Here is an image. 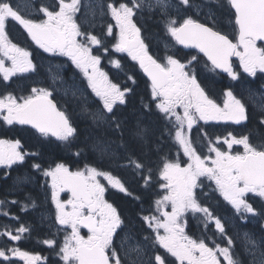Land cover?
I'll list each match as a JSON object with an SVG mask.
<instances>
[{
    "label": "snow or ice",
    "instance_id": "obj_1",
    "mask_svg": "<svg viewBox=\"0 0 264 264\" xmlns=\"http://www.w3.org/2000/svg\"><path fill=\"white\" fill-rule=\"evenodd\" d=\"M57 3L58 10L41 6L39 12L43 14V18L36 21L21 15L13 7L11 0H0V76L7 82L17 74L35 71L30 52L9 39L6 25L11 20L19 24L43 52L67 57L83 73L88 87L102 104V110L98 109L92 114L93 120L98 122V126L107 124L111 128L115 124L119 130L121 122L106 114H112L117 105L126 103L125 95L130 89L122 90L100 69L101 58L92 54L90 46H101L102 41L91 32L82 31L75 19L81 8V0H57ZM227 4L235 12V43L227 35L191 17L178 22L171 16L170 9L179 11L180 5L188 7L190 0H179L178 4H172L170 0H155V3L151 0H131L130 4L122 2L118 7L112 2L107 3L108 13L118 29L113 51L127 53L139 64L151 82V96L156 101L155 107L170 122L171 118H175L174 139L187 157L184 166L178 160L164 162L159 179L163 181L160 187L165 192L155 201L159 216L142 217L155 233L154 243L174 257L177 264H240L232 251L234 241L226 237L225 226L221 220L208 207L198 202L196 189L200 186L201 178H206L215 184L216 190L237 214L256 216V209L246 197L252 194L264 200V146L253 145L248 135L237 137L229 133L223 140L227 151L210 142V155L202 157L185 133V125L188 130L192 129L197 120L205 123L226 121L240 125L249 119L246 105L232 91L225 92L223 107L206 95L194 71L190 73L188 70L189 65L198 59L197 55H192L187 64L172 55L165 57L166 63L154 59L141 39L140 29L134 23L133 17L138 9L145 6L150 11L159 9L161 15L168 17L165 28L177 44L203 54L211 63V70L219 69L232 80L238 78L231 62L233 56L239 59L240 67L249 76H255L257 72L264 73V48L257 47V41H264V0H227ZM107 34H113V25H108ZM104 51L107 52V49ZM5 61L10 62V66H6ZM111 63L117 68L120 67L117 60H112ZM52 94L47 88L34 87L31 95L19 100L11 94L0 97V120L9 126L28 125L41 136L51 135L59 141H68L74 136L76 129L65 112L58 110L56 103L50 99ZM249 99L257 106L251 95ZM178 109L183 110V115ZM258 110L264 113V104L259 105ZM259 122L264 124V114L260 116ZM144 132V129L138 127L136 135L142 137ZM216 143H221L219 137ZM110 144L111 142H97L93 148L101 157L108 156L112 154L109 151ZM234 145L242 146L243 152L234 154ZM28 155L36 154L23 151L20 140L0 139V167L11 168L15 164H23ZM127 166H134L135 169L144 167L131 157L128 158ZM32 167L37 170L41 168L38 163ZM42 174L51 178L56 223L64 229H71L70 233H66L64 243L59 249L63 264H124L113 247L114 234L123 221L117 209L105 200L106 187L98 177L102 176L109 186L119 192L131 195L124 184L109 172L95 167L72 172L64 164L57 163L54 168L43 170ZM144 179L147 183L150 177L146 176ZM63 191L71 193L65 202L59 199V193ZM169 206L170 211L166 210ZM188 212L202 214L205 227L214 223L216 231L227 239V246L221 247L217 244L210 247L203 239L196 240L186 235L182 221ZM4 215L7 216L8 213L5 212ZM81 228L87 229V238L81 235ZM26 231L27 227L20 226L16 234L7 230L0 233V236H7L10 241H19ZM127 239L130 237L122 242V248ZM43 243L51 247L55 241L46 239ZM262 245L264 240L257 241L245 234V250L253 256L254 264H264ZM132 251L139 255L138 248ZM9 252L25 264H38L41 260L40 256L30 255L18 247L0 250V258L9 261ZM129 255L125 251V256ZM131 264H142V261L137 258ZM155 264L166 262L161 255H156Z\"/></svg>",
    "mask_w": 264,
    "mask_h": 264
},
{
    "label": "flooded vegetation",
    "instance_id": "obj_2",
    "mask_svg": "<svg viewBox=\"0 0 264 264\" xmlns=\"http://www.w3.org/2000/svg\"><path fill=\"white\" fill-rule=\"evenodd\" d=\"M11 1L16 2V0ZM39 1L41 5H35L38 7V10L42 4H50L48 6L49 10H57L58 8L57 0ZM109 2L114 3L115 6L118 7L122 2L130 4L131 0H81V8L76 14L75 19L77 20V23L80 24L82 31L91 32L102 41L101 46H90L92 47V54L98 55L101 58V63L99 65L100 69L106 73L108 79L112 83L117 84L122 90L130 89V91L126 92L125 95L126 103L123 105H117L112 114H106L109 117H114L116 120H119L121 122V128L117 130L115 124H112L111 128H109L107 124H100V127H102L105 131H111V134L115 131V133L112 134V138L117 140L122 146L123 150L120 149L122 156L127 159L131 157L134 160H138L144 165V167L143 169H135L134 166H126L123 173L116 174L112 172V174L121 180L131 195H125L117 190L108 189L104 194L105 200L114 206V204L107 199L108 195H114V193L119 194L122 198L142 200L141 197H143L149 199V206H146V204L140 205L137 211L139 214L138 217L136 219L129 220L128 223L126 222L123 214L124 209L122 207L116 208L114 206L123 221L121 227L118 229V233L123 236L124 240L126 237H130V239H127L126 242L134 241L137 243L139 255L146 259H150V264H155L156 255H161L166 264H177L174 257H171L162 248H160L158 244L154 243L155 233H153L152 229L149 228L143 221L142 217L151 215L159 216V213L156 211L155 201L164 195V191L160 187L163 181L159 179V172L162 169L164 162H174L178 160L181 162L182 166H184L187 161L180 151L176 150V152H174V147L172 145L175 143V118H171L170 122L169 119H166L164 115L155 107L156 101H153L151 96V82L144 76L143 70L140 68L139 64L136 61H133L127 53H117L113 51V45L116 43L118 38V29L115 28V21L112 20L110 14L108 13L107 3ZM151 2L155 3V0H151ZM170 2L172 4H178L179 0H170ZM169 11L171 16L176 18L178 22H182L184 18L191 17L197 22L212 27L214 30L227 35L234 43L236 42L237 30L234 22L235 14L231 7L227 4V0H190V5L188 7L180 5L179 11L174 8ZM36 14L37 13L34 15L36 16L37 21L43 18L42 13L39 12V14ZM167 20L168 17L161 15L159 9L150 11L148 7L145 6L136 11L133 21L140 29L141 39L146 44L149 54L160 63H166L165 57L167 55H172L174 58L180 60V62L186 64L192 55H197L198 59L189 65L188 70L190 73L194 71L198 83L204 89L206 95H208L209 98H211L220 107H223L226 99L224 95L225 92L232 91L234 96L241 99L242 102L245 103L247 113L249 115L248 121L240 125L226 121H209L208 123H205L204 121L197 120L192 129L187 130L190 131V140L192 141L191 134L193 131H217L218 136L222 135V133H231L233 131H264V124H260L259 122L260 116L264 113L258 110V106L264 104V73L257 72L255 76H249L240 67L239 59L235 56L231 58V62L233 70L236 72L238 77L236 80H232L227 73L223 74L217 70H211V63L203 56V54L197 53L195 49H185L182 45L177 44L167 33L165 28ZM153 23L155 26L152 27V25H154ZM109 24L113 25V34L111 36L107 34V27ZM6 31L9 39L14 44L28 51L26 45L27 38L29 37L19 24L9 20L6 25ZM257 47L264 48V46L260 43H257ZM105 48L107 49V52L104 51ZM30 54V59L36 67V74L31 75L30 79L29 73L31 72L17 74L11 77L7 82H5L2 76H0V84H3L5 87L11 86L12 91L18 90L20 93H24L23 95L16 94L14 96L18 100L21 97L28 96L25 92L28 91L29 87L35 86V88H47L53 93L50 99L56 103L59 110L65 112L72 126L75 128V120H80L84 123L85 129H87L90 122L87 123L85 119L83 120L84 116L76 107L75 101H70V97H67L63 91L59 90L63 82L60 83L59 88L56 87V83L60 79L73 82V85L77 90L76 93L79 94L78 96H82V99L85 104H87L91 115L98 109L102 110V104L99 98L96 97V95L88 87L87 80L85 79L83 73L76 68L67 57L49 55L38 47L36 55L33 53ZM112 60L119 61L120 67L117 68L113 66L111 63ZM5 63L6 66H10V62L5 61ZM34 77H36V79H34ZM129 77H132V79H129ZM250 95L256 101L257 106H254L252 100L249 99ZM4 96L6 95H0V97ZM177 111L183 115L182 109H178ZM137 127L148 131L149 134L143 138H138L137 135L132 138L131 134H128L127 131H137ZM14 131H23L28 133L32 130L22 125H8L7 131L3 132L4 135L1 136L0 139H9L13 141L20 140V136L18 134L15 136L13 135ZM154 131H160L158 132L160 133V136H156ZM171 131H174V133L172 134ZM202 133L203 132L199 135L203 138ZM241 134L242 132L239 133V136H241ZM156 137L159 138V141H165V145L159 149L155 148L154 145V141L157 140ZM200 137L196 139H200ZM127 138L130 145L125 143V139ZM20 142L23 150L25 146H23L21 140ZM208 145L209 144L205 145L204 151L197 152L201 155L208 154ZM128 146L130 147L128 148ZM238 148L243 151L241 146ZM235 149H237V147H234L232 151H235ZM24 151L28 152V149H25ZM90 151L93 153L96 163L102 165V171L108 172L109 168L107 165L102 160L98 159L91 149ZM28 156L25 158L26 163ZM18 165L21 164H15L11 168H8V173H10L14 166L16 167ZM54 167L55 166H51V168ZM146 176L150 177L147 183L144 179ZM203 179L211 182V184L215 186L212 181L206 178ZM34 186L35 185L32 183L23 185L22 189H19V191L26 187L33 188ZM61 195L64 202L71 196V194L67 191L61 192ZM146 207L151 208L145 209ZM50 210L51 209L46 211V213L51 214L54 218L55 209H53V211ZM40 214L41 211H38L34 215L36 228H40V224L38 223L40 222ZM233 217L234 216L225 217L224 225L227 223L230 224ZM248 222L252 224L250 220ZM182 223H184L186 235L190 237L191 230L197 237V240L203 239L208 245H210V241L204 238V228L202 225H196L198 227L197 228L193 223H189L187 217L183 219ZM259 228H263L262 224L259 225ZM253 230L254 229H250L249 233L252 236H255L258 239L257 241L262 240L257 232H252ZM80 233L83 237L87 238V229L81 228ZM234 233L238 236V230L234 231ZM5 237L8 239L7 236ZM113 247L120 252L119 246L113 244ZM29 254L40 256L39 253ZM120 257L122 260L124 259L121 254ZM12 258L17 259L19 264H24L23 260L18 257L12 256ZM41 261L42 260H40L38 264L42 263ZM124 264L129 263L124 262Z\"/></svg>",
    "mask_w": 264,
    "mask_h": 264
},
{
    "label": "trees",
    "instance_id": "obj_3",
    "mask_svg": "<svg viewBox=\"0 0 264 264\" xmlns=\"http://www.w3.org/2000/svg\"><path fill=\"white\" fill-rule=\"evenodd\" d=\"M26 47L30 53L36 55V47L28 39ZM19 92L20 91L18 90L12 91L11 86L5 87L3 84H0V94H11L15 96ZM75 129L76 131L74 136L68 141H59L57 139L39 136L32 131L28 133L23 131L13 132L14 136L17 134L20 136V140L22 141L23 146H25L23 151L28 149L29 153H35L36 155H29L27 157V163L25 161L23 164L12 168L10 175L7 178H4L5 176L3 172L0 173V201L3 202V207L0 213V233L10 230L13 234H16V230L20 226L27 227L28 231L22 234V238L19 241H10L5 236H0V250L18 247L21 251L39 253L42 260V263L40 264H63L59 255V245L61 240L53 234L50 224L41 218L39 222L40 228H36L34 215L38 211H46L51 204L50 200L47 199L49 194L46 182L44 179L42 180L43 169H48L51 166H55L57 163H62L73 171L84 170L88 166H94L102 170V165L96 163L93 153L87 146V136L84 131L85 126L83 122L75 120ZM4 131H7V128L2 127L0 129V137L4 135ZM158 132L154 131L156 136H160V133ZM171 132L172 134L174 133V131ZM201 132H203V138L199 135ZM240 132H242L241 136L248 135L250 137V142L253 145L257 147L264 146V131H233L236 136H239ZM217 134V131H193L191 137L194 147L199 152L204 151L205 145L210 142L213 143L215 137L218 136ZM198 137H200V139H196ZM125 143L130 145L128 138L125 139ZM175 144L176 142L172 144L174 152L178 150L177 144ZM154 145L155 148L159 149L165 145V141H159V138H157V140L154 141ZM129 147L130 146H128V148ZM237 152L242 153L243 151L240 150V148H237L234 153ZM35 163L40 164L41 168L39 170L32 167ZM33 176L37 178L35 187H26L24 188L25 190L23 189L18 191L21 186L26 185L27 183L15 185V181L32 179ZM14 177H17V179L12 183ZM200 186L201 189H197L196 194L198 202L202 206L208 207L215 216H223V218L234 216L235 213L233 208L223 199L213 184L202 183ZM7 188L9 190H7ZM40 194L42 195L40 196ZM35 198H37V200H35ZM141 198L142 200L122 198L119 194L115 193L114 195L107 196V199L112 202L116 208L122 207L124 209L123 214L127 223L129 220L136 219L138 217L139 214L137 211L140 205L146 204V206H149V199L143 197ZM40 199L42 201H40ZM247 200L257 211V215L255 216V219H253L254 223H252L255 227H252L248 221L246 223H242L235 218L232 219L230 224L227 223L225 225L227 227L225 229V233L234 241L232 251L236 258L239 259L240 264H248V260L241 242L236 241L237 238H235V233L232 234L231 231L254 229L252 232H257L260 238L264 240V230L259 228V225L264 221V203L256 197H250L247 198ZM12 201H17V203L14 204ZM5 212L8 213L7 216L4 215ZM203 234L206 240L219 244L221 247L227 246V241L224 240L221 234L217 233L215 230H211L210 227L204 229ZM190 237L197 240V237L191 230ZM46 239L54 240V247H48L44 244L43 241ZM0 264L19 263L15 258H11L9 261H5L0 258Z\"/></svg>",
    "mask_w": 264,
    "mask_h": 264
},
{
    "label": "rangeland",
    "instance_id": "obj_4",
    "mask_svg": "<svg viewBox=\"0 0 264 264\" xmlns=\"http://www.w3.org/2000/svg\"><path fill=\"white\" fill-rule=\"evenodd\" d=\"M11 2H12L13 7L16 8L20 12L21 15L25 16L26 18H31L33 20H36V16L34 14L35 13L39 14V10H38V7H36L35 5L36 4H40L41 5L39 0H16V2L15 1L14 2L11 1ZM14 5H17V6H14ZM49 5L50 4H42V6H45V7H48ZM57 10H58V8H57ZM62 82H63L64 85L62 84L61 88H59L60 83H62ZM56 87L59 88L60 91H63V93L65 95H67V97H70V101H75L76 107L79 109V112L81 114H83V116H84L83 120L85 119L87 123L90 122V125L88 126V128L84 130L86 132V136H87L86 143L88 145V148L91 149L95 153V155H96V157L98 159L102 160L107 165V167L109 168L108 172L111 175H113L114 177L118 178L117 176L112 174V172H114L116 174L123 173L124 168L128 165V159L124 158V156H122V154L120 152V149H122V146L120 145V143L117 140L112 138V134H114L115 131L111 134V131H105V130H103L102 127L98 126V122H95L93 120V117H91L92 115L90 114V111H89V108H88L87 104H85L84 100L82 99V96H78L79 94L76 93L77 90L75 89V87L73 85V82L60 79L59 81H57ZM31 90H32V88L30 87L29 88V92L30 93H31ZM81 93H83V92H81ZM187 130H188L187 126L185 125L184 131L189 137V132L190 131H187ZM127 132H128V134H131L132 138L134 136H136V131H127ZM231 133L236 136L235 133H233V132H231ZM148 134H149L148 131L145 130L144 135L141 138H143L144 136H147ZM228 134L229 133L227 132V133H224V134L222 133V135L218 136L220 138V141H221L220 144L216 143L217 137L215 138V141H213L212 144L216 145L217 147H219L223 151H227L228 150L227 146L223 144V140H224L225 137L228 136ZM237 137H239V136H237ZM189 139H190V137H189ZM97 142H100L102 144H107V142H111L109 151L112 154L108 155V156L101 157V155L99 153H97L94 150V148H93V145L95 143H97ZM177 147H178V151H180L181 154H183V157L187 161V157L184 156V153H183L182 149H180V146L178 145ZM234 147L238 148L239 145H234L233 148ZM241 148H242V146H241ZM208 155H210L209 152H208V154L201 155V156L203 157V156H208ZM211 155L214 157V154H211ZM181 166H182V164H181ZM42 178L45 180L46 185H47V190H48V194H49V197L47 199L51 201L52 208L55 209L54 218L52 217L51 214H48L47 217L49 218V221L54 223V224H56L58 230L61 231L60 232L61 233V243L59 245V248H60L63 245V243H64V239H65L66 233H70L71 229H64V228H62V226H60L59 224L56 223V219H55L56 208H55V205L52 202V189L50 187L51 178L50 177H45L44 175L42 176ZM98 179L100 180V182L102 184L105 185L106 190H108V189L117 190V189H114L111 186H109L108 182L106 180H104V178L102 176L98 177ZM201 179H203V177ZM30 182H32L31 179L16 180L14 184L15 185L16 184L17 185H21V184H24V183L25 184L26 183L29 184ZM163 191L165 192L164 189H163ZM252 196H253L252 194H249L246 197V199L250 198ZM59 199L61 200V202H64L63 199H62L61 192L59 193ZM1 207H2V203H0V212H1ZM150 208L151 207H146L145 209H150ZM166 210L170 211L171 210L170 206ZM233 210H234V213H235L233 218H235L236 220H238V221H240L242 223H245L248 220L254 219V216H252L251 214H245V213L237 214L235 209H233ZM185 217L188 218L189 223L192 222L194 225H202L203 228H206L205 227L204 218H203L202 214L196 213L194 215L193 213L188 212V213L185 214ZM215 217L219 218L221 220L222 224H225L223 216H215ZM40 218L41 219L45 218V215L43 214ZM208 227H210L211 230L213 229V230L216 231L214 223H209L207 225V228ZM262 227L264 228V221L262 222ZM160 231H161V233H163L162 229ZM239 231L240 230H238V236H237L238 238H237V240L241 242V245L245 249V234H243L244 237H243V239L241 241V239L239 238ZM57 233H59V232L57 231ZM231 233L234 234V230L231 231ZM247 234H248V236L252 237L253 239L258 240L255 236H252L250 233H247ZM225 235H226V233H225ZM226 237L231 238V237H229L227 235H226ZM113 240H114L113 244L114 245L116 244L117 246H119L120 252L118 251V253H119V255L121 254L124 257V259H123L124 262H127V263L131 264V261L137 260V258H138L140 261H142L143 264H150V259H146V258L142 257L141 255L138 256L136 251H132V249L138 248V244L135 243L134 241H128V242L124 243L123 248H122V242L125 241V240L123 239V236L118 233V229H117V233L114 234ZM224 240H227V239H224ZM211 245L214 246V247L216 246V244L214 242H210V245H208V246L212 247ZM261 247L264 248V245H262ZM125 251H128L130 253V255L129 256H125ZM8 255H9V257L10 256L12 257L11 253H8ZM258 257H259V253H257V258ZM249 258H250L252 264H254L253 256L250 253H249ZM221 259H222V257H221ZM24 264H25V262H24Z\"/></svg>",
    "mask_w": 264,
    "mask_h": 264
},
{
    "label": "water",
    "instance_id": "obj_5",
    "mask_svg": "<svg viewBox=\"0 0 264 264\" xmlns=\"http://www.w3.org/2000/svg\"><path fill=\"white\" fill-rule=\"evenodd\" d=\"M232 11L234 12V9H232ZM234 14H235V12H234ZM257 43H261L262 45H264V41H257ZM185 49H190V48H185ZM206 58V57H205ZM232 58V57H231ZM207 59V58H206ZM217 71L218 72H221L219 69H217ZM144 73V72H143ZM221 73H223V74H225L224 72H221ZM144 76L148 79V77L145 75V73H144ZM149 80V79H148ZM24 126H26V127H29V128H31L30 126H28V125H24ZM32 129V128H31ZM34 130V129H33ZM35 131V130H34ZM36 132V131H35ZM49 136H51V135H49ZM52 137V136H51ZM71 194V193H70Z\"/></svg>",
    "mask_w": 264,
    "mask_h": 264
},
{
    "label": "bare ground",
    "instance_id": "obj_6",
    "mask_svg": "<svg viewBox=\"0 0 264 264\" xmlns=\"http://www.w3.org/2000/svg\"><path fill=\"white\" fill-rule=\"evenodd\" d=\"M156 19V18H155ZM152 20H153V18H152ZM157 20V19H156ZM154 22V21H153ZM155 22H157V21H155ZM154 24V23H153ZM153 26H155V24L154 25H152V27ZM157 28V27H156ZM153 29H155V28H153ZM158 29V28H157ZM71 105V104H70ZM71 107V106H70ZM74 113H76V112H74ZM77 114V113H76ZM157 138V137H156ZM85 144V143H84ZM152 144V143H151ZM13 183V182H12ZM12 185V184H11ZM12 186H14V185H12ZM22 187L23 186H21V188L20 189H22ZM12 188V187H11ZM18 189V188H17ZM7 190H9L8 188H7ZM14 190V189H13ZM12 190V191H13ZM19 190V189H18ZM15 191V190H14ZM27 191V190H26ZM9 195V194H8ZM25 195V194H24ZM42 194H40V196H41ZM30 196V195H29ZM36 196H37V194H36ZM24 197V196H23ZM31 199V198H30ZM38 199H39V197H38ZM35 200H37V198H35ZM40 201H42L41 199H40ZM38 202H39V200H38ZM39 204V203H38ZM42 204V203H41ZM42 206V205H41ZM37 220V219H36ZM38 221V220H37ZM39 223V222H38Z\"/></svg>",
    "mask_w": 264,
    "mask_h": 264
}]
</instances>
